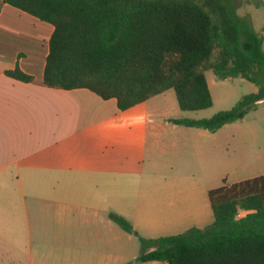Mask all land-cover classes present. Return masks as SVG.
Returning a JSON list of instances; mask_svg holds the SVG:
<instances>
[{
    "label": "trees",
    "instance_id": "obj_1",
    "mask_svg": "<svg viewBox=\"0 0 264 264\" xmlns=\"http://www.w3.org/2000/svg\"><path fill=\"white\" fill-rule=\"evenodd\" d=\"M255 7L261 0H248ZM54 27L43 74L50 88H86L125 111L173 89L182 111L212 105L206 71L258 85L208 119H173L210 132L264 100V33L240 17L239 0H0ZM264 31V30H263ZM9 75L30 82L18 68ZM205 229L142 239L141 262L264 264V174L208 192ZM124 228L128 222L112 216Z\"/></svg>",
    "mask_w": 264,
    "mask_h": 264
},
{
    "label": "crops",
    "instance_id": "obj_2",
    "mask_svg": "<svg viewBox=\"0 0 264 264\" xmlns=\"http://www.w3.org/2000/svg\"><path fill=\"white\" fill-rule=\"evenodd\" d=\"M252 6L247 4V16H243L240 5L237 14L249 17L254 30L264 33V21L259 30L255 28ZM53 30L51 24L9 4L1 7L0 228L4 230L0 232V259L9 261L11 254L5 244L21 238L7 235L13 221L11 214L1 213L14 212L18 219L23 213L26 222V197L31 195L52 196L44 199L73 205L98 217L100 208L110 203L108 199L121 192L118 176L113 174H123L121 146H131L134 137L121 131L153 123L157 113L164 116L157 110L136 107L140 104L121 111L115 99L104 100L86 88L45 86L43 74ZM17 68L32 81L8 74ZM144 112L148 113L146 118L135 125L134 117ZM165 120L174 124L173 119ZM113 121L122 124L114 125ZM51 228L53 237L37 244L26 264H43L41 259L49 257L91 261L98 256L103 264L118 263L123 234L108 231L107 222L63 220L53 222ZM88 228H95V232L88 233ZM43 245H51L54 252L45 254L41 251Z\"/></svg>",
    "mask_w": 264,
    "mask_h": 264
},
{
    "label": "rangeland",
    "instance_id": "obj_3",
    "mask_svg": "<svg viewBox=\"0 0 264 264\" xmlns=\"http://www.w3.org/2000/svg\"><path fill=\"white\" fill-rule=\"evenodd\" d=\"M239 1L242 5L239 13L247 16L244 12L248 0ZM253 6L254 24L259 30L264 21V7L256 9ZM205 74L212 97V105L206 109L182 111L173 89L136 106L143 110H157L164 116L157 113L153 123L121 131L125 136L134 135L131 146H121L123 174L121 177L113 174L118 176L121 192L108 199L110 203L100 208L98 217L73 205L45 200L52 196L31 195L26 197V222L23 213L21 219L14 212L1 213L5 216L11 214L13 221L7 235L21 240L5 244L11 260L0 259V264H26L31 250L34 252L37 244L53 235L51 226L57 221L102 220L107 222L108 231H121L123 242L117 264H165L163 261L138 260L143 251L142 239L178 235L194 227L205 229L210 226L214 221L208 197L210 190L264 174V100L243 119L226 124L215 132L183 125L175 127L167 122L165 118H211L218 112L230 110L243 97L259 89L257 84L240 77L219 79L212 70ZM141 114L144 115L134 117L137 126L148 113ZM112 124L121 125L122 122L113 121ZM112 216L125 219L129 228H124ZM3 230L0 228V232ZM86 231L93 234L95 228ZM41 251L47 255L54 252L51 245H43ZM101 259L98 256L91 261H67L49 257L41 262L103 264Z\"/></svg>",
    "mask_w": 264,
    "mask_h": 264
}]
</instances>
